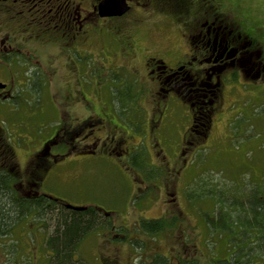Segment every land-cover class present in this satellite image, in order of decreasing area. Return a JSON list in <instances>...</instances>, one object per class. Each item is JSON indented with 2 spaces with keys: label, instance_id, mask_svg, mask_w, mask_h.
<instances>
[{
  "label": "rangeland",
  "instance_id": "obj_1",
  "mask_svg": "<svg viewBox=\"0 0 264 264\" xmlns=\"http://www.w3.org/2000/svg\"><path fill=\"white\" fill-rule=\"evenodd\" d=\"M70 1L87 14L82 38L71 40L49 34L41 23L34 28L38 37L25 30L19 34L20 22L11 18L17 0H8L10 11L0 7V29L5 30H0V41L11 32L9 40L17 44L18 39L21 46L16 49L5 40L0 51L29 58L1 69L17 90L11 92L15 104L0 107V125L15 149L21 188L31 179L28 167L36 151L56 134L51 151L65 152L56 161L49 159L38 192L111 213L112 227L88 233L74 259L82 264H164L166 258L171 264L185 258L198 264L232 263L256 238L232 240L209 227L207 218H222L220 201L246 204L264 196V79L245 82L238 76L227 82L219 93L222 107L212 115L210 135L203 139L189 134L188 100L182 93L154 95L145 66L149 56L169 64L181 56L185 22L198 4L242 23L252 38L264 42V0H129L130 11L114 18L88 15L92 0ZM30 85L34 92L24 89ZM84 118L94 125L79 133ZM110 137H125L120 148L134 150L130 155L113 152ZM59 143L65 148L57 150ZM66 147L74 149L70 153ZM85 147L95 151L87 153ZM158 218L162 231L138 228L140 219ZM31 221L39 227L26 219L0 238V264H51L44 243L53 221L48 220V228ZM252 252L239 264H264V240ZM155 254L163 259L154 262Z\"/></svg>",
  "mask_w": 264,
  "mask_h": 264
},
{
  "label": "flooded vegetation",
  "instance_id": "obj_2",
  "mask_svg": "<svg viewBox=\"0 0 264 264\" xmlns=\"http://www.w3.org/2000/svg\"><path fill=\"white\" fill-rule=\"evenodd\" d=\"M100 1L92 0L88 15L99 16L98 5ZM201 1L203 3V0ZM0 2H2L0 4L2 12L10 11L9 8L13 7L7 3L8 0H0ZM17 2V9H14L16 14H11V18L19 20L20 23L16 24L20 31L19 34H23L22 32L25 30V35L36 38L40 35V31L34 28H38L39 23H41L43 26H47L49 34L59 33L69 40L82 38L85 26L83 23L87 19V14L80 13L78 4L73 7L70 5L72 3L70 0H61L60 2L55 0H17ZM127 2L131 9L130 1L127 0ZM114 17L118 16L111 18ZM242 25V23L236 24L233 20L220 15L215 8L206 3L198 4L192 19L189 18L185 22V30L182 35L184 49L179 51L181 56H175L172 64L157 56H149L146 60L145 67L151 80L154 95L160 94L162 91L168 95L174 93L177 96L182 93L183 98L188 100L186 103L191 108V127L189 129L191 136L208 139L213 120L212 115L218 109V105L222 107L219 93L222 92L221 89L227 82H233L238 76L245 82H249L247 79H264V42L252 38ZM28 29H31V32H28ZM0 30L5 31L3 28ZM10 33L1 39V44L12 42L9 40ZM16 42L17 44L12 43L18 49L20 41L16 39ZM0 52V85H2L0 87V107L4 108V105L15 104V95L11 92L17 90L13 87L12 76L3 74L1 69L13 64L27 63L25 60L29 58L24 53H3L2 50ZM33 87L30 85L24 89L34 92ZM126 106L122 105V108H127L128 106ZM117 114L118 117L121 115L120 112ZM101 120H103L101 124H104V116ZM109 120L106 122L115 125V128L125 134L126 129L108 122ZM89 125L93 126L94 124L87 122L86 118L81 119L78 132L81 133L85 126ZM2 129L0 125V130ZM64 137H69V135H64ZM55 138L56 134L48 140ZM110 139L116 145L114 151L112 148L110 150L117 154L130 155L134 150V148L131 150L120 148L119 145L125 141V137L121 138V141L113 137ZM45 142L36 153L40 150H43L44 154L51 151L50 146H47ZM59 147L65 148L57 144L56 149L60 150ZM85 148L87 153L95 151L93 148L89 150L87 147ZM73 149L74 147H66L67 152L70 153ZM1 150L0 148V155H3L5 150ZM12 150L14 152L15 149L12 148ZM61 152H65V150ZM61 152L52 151V155L54 157L60 156ZM6 167V163L0 165L2 169ZM138 167L142 166L138 164ZM149 178H153V176H149ZM141 183L143 182L141 181Z\"/></svg>",
  "mask_w": 264,
  "mask_h": 264
},
{
  "label": "trees",
  "instance_id": "obj_3",
  "mask_svg": "<svg viewBox=\"0 0 264 264\" xmlns=\"http://www.w3.org/2000/svg\"><path fill=\"white\" fill-rule=\"evenodd\" d=\"M6 137L1 130L0 148L1 151H5L3 155H0V165L6 163L7 167L5 169L0 168V238L3 239L9 235L15 226L26 219H29L30 223H33L31 220L43 222V228H48V220H52V232L47 233L44 243L51 255L50 263L82 264L73 258L80 241L88 233L101 229V226L112 227L108 220L111 213L103 212L93 205L78 206L82 207L81 209L68 208L67 203L38 192L41 175H44L50 166L49 159L54 158V161L58 159L52 155V151L44 154V151L40 150L36 153L35 159L30 161L28 167L31 179H29L28 185L22 189L21 171L14 159L11 143ZM55 141L56 138L47 140L45 144L51 146ZM59 144L61 145V143ZM221 199L225 198L221 197ZM254 200L246 201V204L220 201L217 205L220 213H223L222 218L219 217L216 221L207 218L209 227L223 230L232 240L237 238L242 242L243 239L248 240L251 235H254L256 243L253 242V245L248 241L250 244L246 246V252L239 250L238 255L246 259L253 253L258 240H264V196L261 201ZM160 219H140L138 228L152 234L160 232L164 228ZM35 224L38 228L39 224L33 223L34 226ZM253 230H255L254 233H252ZM238 234L243 235V237L239 238ZM154 258V262L163 259L158 254H155ZM239 258L233 256L230 264H239ZM177 262V264H198L197 261L190 258L181 259ZM141 264L146 263L142 262ZM164 264L171 263L166 258Z\"/></svg>",
  "mask_w": 264,
  "mask_h": 264
},
{
  "label": "water",
  "instance_id": "obj_4",
  "mask_svg": "<svg viewBox=\"0 0 264 264\" xmlns=\"http://www.w3.org/2000/svg\"><path fill=\"white\" fill-rule=\"evenodd\" d=\"M130 6L127 0H101L98 5V14L101 17L122 16L128 12ZM2 85H0L1 87ZM68 208L81 209L82 207L66 204Z\"/></svg>",
  "mask_w": 264,
  "mask_h": 264
}]
</instances>
